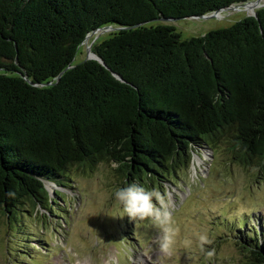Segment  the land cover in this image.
<instances>
[{
	"label": "trees",
	"instance_id": "trees-1",
	"mask_svg": "<svg viewBox=\"0 0 264 264\" xmlns=\"http://www.w3.org/2000/svg\"><path fill=\"white\" fill-rule=\"evenodd\" d=\"M249 1L0 0V212L36 216L59 200L46 184L103 163L160 192L203 147L263 169L264 7L189 39L162 21ZM104 27L91 46L104 65L74 64ZM247 239V264H264V239Z\"/></svg>",
	"mask_w": 264,
	"mask_h": 264
},
{
	"label": "rangeland",
	"instance_id": "rangeland-1",
	"mask_svg": "<svg viewBox=\"0 0 264 264\" xmlns=\"http://www.w3.org/2000/svg\"><path fill=\"white\" fill-rule=\"evenodd\" d=\"M236 6L167 23L182 39L200 37L251 16ZM108 33L92 35L74 64ZM224 147L197 149L191 164L179 166L162 185L174 230L166 251L154 224L126 216L114 198L124 184L116 166L103 163L84 173L73 170L65 187L46 184L49 197L55 200L57 192L59 200L36 216L27 207L16 221L0 212V264H247L248 254L239 248L249 243L247 233L258 242L264 239V168L229 160ZM148 189L160 192L154 183Z\"/></svg>",
	"mask_w": 264,
	"mask_h": 264
},
{
	"label": "clouds",
	"instance_id": "clouds-1",
	"mask_svg": "<svg viewBox=\"0 0 264 264\" xmlns=\"http://www.w3.org/2000/svg\"><path fill=\"white\" fill-rule=\"evenodd\" d=\"M114 198L131 220L147 219L162 232L159 242L161 250L166 251L170 247L174 231L171 227L173 217L161 192L145 188L136 182H129L114 192ZM200 239L204 241L207 238L201 236Z\"/></svg>",
	"mask_w": 264,
	"mask_h": 264
},
{
	"label": "water",
	"instance_id": "water-1",
	"mask_svg": "<svg viewBox=\"0 0 264 264\" xmlns=\"http://www.w3.org/2000/svg\"><path fill=\"white\" fill-rule=\"evenodd\" d=\"M260 2V0H255V1H249V2H247V3H244V4H238L237 6L238 7H245L246 5H248V4H251L252 5V11H251V16H255V9H257V8H262L263 6H264V4H260L259 3ZM234 6V5H233ZM236 6V7H237ZM232 6H230V7H227V8H225V9H228V8H231ZM225 9H221V11L222 10H225ZM218 12H220V11H215L214 13H218ZM204 16H206V15H203V16H199V17H193L192 19H197V18H203ZM212 16V15H211ZM162 21H164V22H174L175 20L174 19H164V20H162ZM140 25H142V24H137V25H135V26H133V27H131V28H137V27H139ZM114 30H116V29H114V28H111V27H104V28H102V29H97V30H95L93 33H91V34H89V35H87L86 36V38H85V40H84V43H87V41H88V39L92 36V35H94V34H96L98 31H114ZM83 43V44H84ZM91 46L92 45H90L88 48H87V53H88V57L86 58V60H96V61H98V62H100L102 65H104L103 64V62H102V60L99 58V57H97L94 53H92L91 52Z\"/></svg>",
	"mask_w": 264,
	"mask_h": 264
},
{
	"label": "bare ground",
	"instance_id": "bare-ground-1",
	"mask_svg": "<svg viewBox=\"0 0 264 264\" xmlns=\"http://www.w3.org/2000/svg\"><path fill=\"white\" fill-rule=\"evenodd\" d=\"M262 2H264V0H260V4L262 3ZM243 8H245V10L246 11H248V12H251L252 11V5L251 4H248V5H246L245 7H243ZM232 9H234V8H232ZM201 162H203V160H201ZM200 164V163H199Z\"/></svg>",
	"mask_w": 264,
	"mask_h": 264
}]
</instances>
